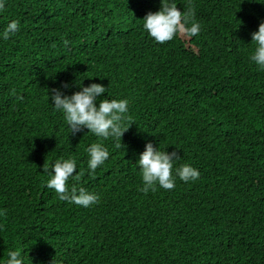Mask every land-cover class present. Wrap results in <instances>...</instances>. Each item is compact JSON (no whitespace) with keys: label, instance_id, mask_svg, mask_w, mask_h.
<instances>
[{"label":"trees","instance_id":"1","mask_svg":"<svg viewBox=\"0 0 264 264\" xmlns=\"http://www.w3.org/2000/svg\"><path fill=\"white\" fill-rule=\"evenodd\" d=\"M160 3L8 0L0 31L10 20L20 30L0 40V264L9 250L24 264H264V71L248 59L264 0H175L201 32L163 45L141 21ZM77 79L103 84L100 99L129 100L121 147L86 129L72 136L52 110L47 90L71 82V95ZM148 142L177 151L176 167L199 180L140 192ZM92 143L110 156L89 175ZM61 157L77 160L69 185L97 204L45 186L43 167Z\"/></svg>","mask_w":264,"mask_h":264},{"label":"clouds","instance_id":"2","mask_svg":"<svg viewBox=\"0 0 264 264\" xmlns=\"http://www.w3.org/2000/svg\"><path fill=\"white\" fill-rule=\"evenodd\" d=\"M8 0H0V14L6 10ZM143 31L154 44L163 45L173 39H187L197 37L201 32V25L194 20L191 8L181 12L175 0H161L160 8L156 12H149L141 20ZM20 30L18 20H10L3 31H0V40L8 41ZM253 51L249 61L264 71V22L258 30L251 33ZM70 42L63 41V46L68 48ZM101 80V79H100ZM84 81V80H83ZM83 81H75L78 91L67 95L71 91V82H61L57 88L48 89V102L54 112L60 113L72 136L87 130V134L116 141V147L122 146L121 138L132 125L128 116V99H100L107 89L100 83H91L84 86ZM102 81V80H101ZM51 101V103H50ZM85 135V136H86ZM87 170L89 175H94L97 168L109 159L110 153L102 143H92L87 149ZM182 158L177 151H161L151 142L145 144V150L139 155L135 164L139 169L142 187L138 190L147 195L159 189L170 191L175 188L177 178L187 184L200 178V171L190 164L184 163L176 167ZM47 175L45 186L53 190L61 201L89 208L99 202L98 195L84 187L69 185L70 179L79 180L77 173V160L75 158L56 159L49 167H43ZM75 173V174H74ZM4 264H24V257L20 250H9Z\"/></svg>","mask_w":264,"mask_h":264}]
</instances>
